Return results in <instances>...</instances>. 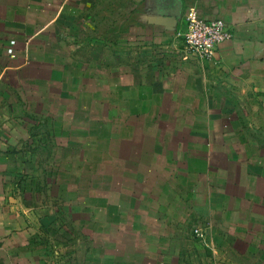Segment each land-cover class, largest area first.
Instances as JSON below:
<instances>
[{
  "label": "crops",
  "instance_id": "crops-1",
  "mask_svg": "<svg viewBox=\"0 0 264 264\" xmlns=\"http://www.w3.org/2000/svg\"><path fill=\"white\" fill-rule=\"evenodd\" d=\"M178 260L264 264V0H0V264Z\"/></svg>",
  "mask_w": 264,
  "mask_h": 264
},
{
  "label": "built area",
  "instance_id": "built-area-1",
  "mask_svg": "<svg viewBox=\"0 0 264 264\" xmlns=\"http://www.w3.org/2000/svg\"><path fill=\"white\" fill-rule=\"evenodd\" d=\"M185 31L182 36L187 52L202 61L215 59L219 45L232 37L223 20H203L195 9H190L184 16ZM193 236L206 247L212 248L209 226H197Z\"/></svg>",
  "mask_w": 264,
  "mask_h": 264
},
{
  "label": "water",
  "instance_id": "water-1",
  "mask_svg": "<svg viewBox=\"0 0 264 264\" xmlns=\"http://www.w3.org/2000/svg\"><path fill=\"white\" fill-rule=\"evenodd\" d=\"M180 6L178 5L177 8H176V17L177 18H180L181 17V7L179 8Z\"/></svg>",
  "mask_w": 264,
  "mask_h": 264
},
{
  "label": "rangeland",
  "instance_id": "rangeland-1",
  "mask_svg": "<svg viewBox=\"0 0 264 264\" xmlns=\"http://www.w3.org/2000/svg\"><path fill=\"white\" fill-rule=\"evenodd\" d=\"M178 264H184V262H182L181 260L179 262V260H178ZM190 264H198V263L197 262H191ZM200 264H202L201 261H200Z\"/></svg>",
  "mask_w": 264,
  "mask_h": 264
}]
</instances>
